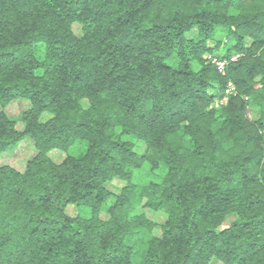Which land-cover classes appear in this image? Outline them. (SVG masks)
Here are the masks:
<instances>
[{"label": "trees", "instance_id": "16d2710c", "mask_svg": "<svg viewBox=\"0 0 264 264\" xmlns=\"http://www.w3.org/2000/svg\"><path fill=\"white\" fill-rule=\"evenodd\" d=\"M25 139L0 264H264V0H0V155Z\"/></svg>", "mask_w": 264, "mask_h": 264}, {"label": "rangeland", "instance_id": "374dc122", "mask_svg": "<svg viewBox=\"0 0 264 264\" xmlns=\"http://www.w3.org/2000/svg\"><path fill=\"white\" fill-rule=\"evenodd\" d=\"M212 44V43H211ZM236 56V55H234ZM205 57L209 60V58L211 56L209 55H205ZM226 100H224V97L222 96L221 99H218V101H216V105H221L224 104ZM15 103H13L12 105L8 106L7 108V112L10 116L16 117V115L25 109L26 103H28L25 99H18L13 101ZM248 114H250L248 112ZM22 127V123L20 121L17 122V128H21ZM34 152V147L32 146V143L28 142L26 139L23 140L15 150L11 151V152H7L4 153L2 155H0V163H7L10 164L16 168L21 169L26 160L33 154ZM72 152L74 154H79V148L77 146H75L72 149ZM53 158L55 160H60L62 158V155L58 152H54L52 153ZM118 184L115 183L112 186L116 187ZM71 206L67 207V210H70ZM81 214L83 216H88V212L85 209L81 210ZM146 214L147 217H149L150 219L154 220V221H161L163 220V215L159 212H151L149 210H146ZM212 264H217V263H212Z\"/></svg>", "mask_w": 264, "mask_h": 264}, {"label": "built area", "instance_id": "2783aa9c", "mask_svg": "<svg viewBox=\"0 0 264 264\" xmlns=\"http://www.w3.org/2000/svg\"><path fill=\"white\" fill-rule=\"evenodd\" d=\"M235 57L231 58L230 60L235 59ZM209 60H210L211 63H213V64H215L217 66V68H218V70L220 72L224 71V67H225V65L227 63L226 59H224V58L220 59V58H217V57H210ZM233 91H234V89H233L232 84L230 82H228V84H227V86L225 88L224 94H223L224 100H226L227 99V95L232 94Z\"/></svg>", "mask_w": 264, "mask_h": 264}]
</instances>
